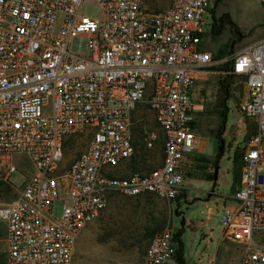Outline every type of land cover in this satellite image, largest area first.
Instances as JSON below:
<instances>
[{"label":"built area","instance_id":"1","mask_svg":"<svg viewBox=\"0 0 264 264\" xmlns=\"http://www.w3.org/2000/svg\"><path fill=\"white\" fill-rule=\"evenodd\" d=\"M85 1L0 0V181L17 172L13 155L33 166L17 196L0 204L6 264H72L111 191L169 202L182 195L203 110L194 91L212 75L243 80V115L255 126L239 158L236 203L221 208V237L238 246L239 264H264V37L217 59L199 48L212 0H169L159 12L152 0H92L99 22L80 14ZM76 36L87 38L84 56L70 51ZM142 103L162 136V162L118 176L135 155ZM159 132L143 130L146 150ZM76 136L85 147L60 171L64 143ZM173 240L171 225L153 235L141 264H175Z\"/></svg>","mask_w":264,"mask_h":264},{"label":"rangeland","instance_id":"2","mask_svg":"<svg viewBox=\"0 0 264 264\" xmlns=\"http://www.w3.org/2000/svg\"><path fill=\"white\" fill-rule=\"evenodd\" d=\"M152 3L153 9L159 12L169 5V0H152ZM211 8L212 11L205 18L200 46H207L213 57L223 59L264 37V16L257 0H219L216 3L212 0ZM80 14L95 22L103 19L101 10L92 0L83 3ZM86 46L87 38L83 36H76L70 41V51L77 55H86ZM219 78L220 75L209 76L208 81L197 84L194 91V97L203 103V110L195 123L198 140L193 158L201 157L206 161H193L191 165L184 182L187 200L180 197L178 201L169 202L153 194L134 198L113 193L115 195L107 199L106 207L79 236L72 264H141L150 240L144 239L146 230L159 221H164L163 229L170 225L174 232L183 229L185 264H239L238 246L222 240V210L214 200L217 192L229 194L233 190V174L239 168L235 161L236 154L244 149L245 138L253 132L254 123L243 115V80L229 79L226 106H222L218 103L221 97ZM224 111L226 116L222 117L220 112ZM134 119L137 120L136 132L141 133L144 129L159 132L153 114L145 104L136 107ZM216 136L223 142L221 153ZM85 142L86 139L80 136L67 140L60 171L67 168L84 149ZM261 145L264 148V139ZM137 146L140 148L136 149L135 156L140 160V167H144V170L154 169L161 164L163 154L159 145L156 144L151 150L143 148L141 143ZM215 162L217 176L213 185L204 176L214 173L210 164ZM12 163L17 172L9 177V182L14 186L7 194L0 190V204L12 201L17 196L12 190L21 188L25 179L33 173L32 163L26 156L13 155ZM131 172L128 162L115 169L118 176H127ZM211 191L215 194H211ZM60 214L61 203L56 201L52 205V215L59 217ZM182 216L184 226L180 227ZM5 235L6 226L0 220V264H6Z\"/></svg>","mask_w":264,"mask_h":264},{"label":"trees","instance_id":"3","mask_svg":"<svg viewBox=\"0 0 264 264\" xmlns=\"http://www.w3.org/2000/svg\"><path fill=\"white\" fill-rule=\"evenodd\" d=\"M219 0H214V2H218ZM212 11V10H211ZM230 25H232L230 23ZM237 35L239 37H241V35L238 33L237 31ZM215 58V57H214ZM219 59V58H217ZM224 67H222L221 69H223ZM218 85L220 87V93H221V97L220 99L218 100V103H220V105L222 106H226V103H225V100L227 99V92H228V89H229V86H230V83H229V78H226V77H223V78H219L218 79ZM220 114H222L221 116L222 117H225L226 116V112H220ZM156 124V123H155ZM157 126V125H156ZM141 134H142V131L141 133L140 132H136L135 131V135H134V140H133V146L135 148V155H136V149L137 148H140V146L138 147V143H141L143 145V148L144 147V144L142 142V137H141ZM255 134V126H254V130L253 132H251L246 138H245V143ZM159 135H160V138H159V141L156 143L157 145H159L162 149V136L159 132ZM216 140H217V145L219 146V152L221 153L222 152V140L221 138H219L218 136H216ZM65 146H66V142L64 143V150H65ZM132 156L128 161L129 163V168L130 170H132V172L135 170L136 171H143L144 170V167H140V163L139 161L140 160H137L139 159L138 156ZM242 155V151L239 152L238 154H236V159L235 161L237 162V164L239 165L240 167V162H239V158L241 157ZM194 161L195 162H203V161H206L205 158H194ZM141 162H144L143 160ZM194 164V163H193ZM192 164V165H193ZM211 165V169L215 170L217 168V163H213V164H210ZM140 167V168H139ZM190 173V170L188 171L187 175H189ZM238 173H239V168L235 171V180L237 181L238 179ZM213 174H206V176H204L205 180L206 181H209V182H212L213 181ZM13 187V185L9 182H4V181H0V190L4 192V194H7V192H9L11 190V188ZM115 192H109L108 194V198L111 196V195H115L113 194ZM117 193V192H116ZM147 195V194H146ZM150 195V194H149ZM143 196V195H142ZM137 197H140V196H136L134 198H137ZM182 197V195H180L176 200L178 201V199ZM163 225H164V221H159V222H155L154 226L152 228H150L149 230H146V235L144 237V239H147V238H151L155 233H159L162 229H163ZM182 234H183V229H179L177 230L176 232H174V243L176 245L175 247V255H174V259H175V264H185V260H184V257H183V240H182ZM147 247V246H146ZM146 249V248H145Z\"/></svg>","mask_w":264,"mask_h":264},{"label":"crops","instance_id":"4","mask_svg":"<svg viewBox=\"0 0 264 264\" xmlns=\"http://www.w3.org/2000/svg\"><path fill=\"white\" fill-rule=\"evenodd\" d=\"M199 48H200V50H202V51H204V52H207V53H209V51H208V47L207 46H200L199 45ZM211 54V53H210ZM218 58V57H217ZM220 59H222V58H220ZM199 84V83H198ZM244 91H245V87H244ZM208 183H213V185L216 183V182H209V181H207ZM232 189L233 190H231V193H229V194H227V193H223V194H218V192L216 193V196H217V198L214 200V202H217L220 206H221V208L223 207V206H232V205H235V203H236V201L232 198V195H233V193L235 192V190H236V188H237V181L235 180V172H234V174H233V184H232ZM20 190H12V192H16V194L19 192ZM187 191V190H186ZM186 191H185V193H183V194H185L184 196H182L185 200H187V194H186ZM182 194V195H183ZM211 194H215V193H213V191H211ZM9 201H7L6 203H8ZM82 233V232H81ZM81 235V234H80ZM239 263H240V258H239Z\"/></svg>","mask_w":264,"mask_h":264},{"label":"water","instance_id":"5","mask_svg":"<svg viewBox=\"0 0 264 264\" xmlns=\"http://www.w3.org/2000/svg\"><path fill=\"white\" fill-rule=\"evenodd\" d=\"M216 176H217V168L214 170V175H213V182H216ZM184 226V216H182V220L180 223V227Z\"/></svg>","mask_w":264,"mask_h":264}]
</instances>
